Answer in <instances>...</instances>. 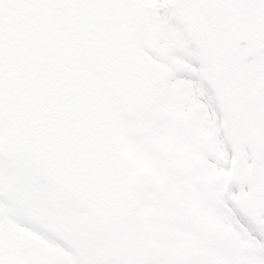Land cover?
I'll return each mask as SVG.
<instances>
[{
	"label": "flooded vegetation",
	"instance_id": "af4514ba",
	"mask_svg": "<svg viewBox=\"0 0 264 264\" xmlns=\"http://www.w3.org/2000/svg\"><path fill=\"white\" fill-rule=\"evenodd\" d=\"M146 1L44 0L69 71L88 99L100 94L104 105L112 108L110 97L116 82L102 77L95 59L121 51L165 53L166 48L160 47L157 19L144 11ZM181 12L186 10L177 9L173 18ZM231 27L250 68L236 98L237 125L226 121L217 109L223 135L235 138L230 162L223 159L213 169L198 154L182 165L175 161L177 153L169 162L167 151L160 152L167 162L164 172L173 175V180L170 186L155 188L156 200L162 205L146 208L133 207L137 183L133 193L120 201L90 202L72 194L41 169L36 159L38 140L33 134L37 121L32 115V91L18 75L21 61L0 46V264H227L226 258L238 256L237 264H255L252 257L257 244L241 239L232 225L211 218V206L203 207L206 213L200 210L202 198L193 191L194 184L216 187L203 192L209 204L222 201L220 210L227 211V217L237 215L264 240V219L259 215L264 197L250 193L255 184L264 183V132L253 123L246 125L257 120L259 113L264 123V0H239L232 9ZM87 65L93 66L99 79L97 92L84 81L83 71L93 73ZM253 131L255 139H251ZM111 147L117 149L114 142ZM211 155L216 159L213 152ZM189 174L197 180L182 182ZM55 188L62 189L61 203L38 206V195L50 192L49 198L55 199ZM176 193L188 208L170 206ZM68 201L72 205L63 207ZM41 207L46 208L38 213ZM183 214L199 217L200 222L185 220ZM181 228H191L199 237L187 236ZM27 231L41 243L30 245ZM218 249L226 251V258Z\"/></svg>",
	"mask_w": 264,
	"mask_h": 264
},
{
	"label": "water",
	"instance_id": "95a60500",
	"mask_svg": "<svg viewBox=\"0 0 264 264\" xmlns=\"http://www.w3.org/2000/svg\"><path fill=\"white\" fill-rule=\"evenodd\" d=\"M230 1L192 0L190 20L192 37L202 54L214 62L218 98L229 115L235 110L234 98L248 67L229 28ZM0 45L22 60L21 79L32 87V114L39 122L35 132L43 141L38 144L39 163L61 181L68 182L70 177L69 186L76 193H128L131 167H123L125 158L120 157L121 161L106 147L105 136L113 137L111 115L99 102L91 107L83 103L41 0H0ZM101 69L108 74L119 69L132 80L146 74L159 76L147 58L129 54L114 57ZM227 100L231 108L225 104ZM135 105L140 108V101ZM112 164L117 174L111 178L107 173Z\"/></svg>",
	"mask_w": 264,
	"mask_h": 264
},
{
	"label": "bare ground",
	"instance_id": "6f19581e",
	"mask_svg": "<svg viewBox=\"0 0 264 264\" xmlns=\"http://www.w3.org/2000/svg\"><path fill=\"white\" fill-rule=\"evenodd\" d=\"M154 9L157 12L164 13V9L156 6H154ZM176 60L183 64V60L176 54L169 57V61L172 63V67L169 66L172 69L171 78L166 87L159 86L154 90L153 103L136 113H131L128 111L129 109H125L123 107L125 103H122L123 105H118V112H116L118 121L125 122L126 132H129L130 129L136 130V133L132 135H128V133L121 134V144L126 148L128 146L131 147L128 151L131 152L133 161L138 167L144 171L149 167L153 170L147 177L148 181L138 191L140 195V203L138 205L142 208L150 207L153 203L154 195L151 190L153 185H157L160 182L171 185L173 180V175L164 172L167 162L159 153L158 144L166 147L168 143H173V147L176 148L178 154L176 160H180L183 165L188 161L192 162L193 159L197 158L198 154H203L207 166L213 169L221 164V160H225V158L228 160V148L218 122L217 104L213 100V95L207 87L201 84L196 66L190 69L191 64H188V66L184 65L183 69L180 65L177 66ZM148 126H151V129H148ZM143 137L153 140L157 148L151 152L141 148L139 145ZM170 137H173L174 140L168 142L167 139ZM212 152L215 154L216 159L212 158ZM182 176H184L183 173ZM196 180V176L189 175L185 177L184 181L194 182ZM176 188H178L177 185L173 186V190ZM193 189L194 192H199L202 198L198 205L200 210L206 213L203 207L211 206V218L223 221L225 225H232L238 230L241 239L246 238L249 242L257 245L259 242L261 243V239L244 225L237 215L232 216L230 214L229 217L225 215L224 217L216 216V213H220V209L224 207V203L220 200H215L210 205L208 198L203 193L208 191L205 185L197 186L194 184ZM182 192L188 194L184 191ZM181 229L182 233L187 236L199 237L191 228ZM218 250L219 252L222 251L221 249ZM220 254H224L226 258V251H222ZM21 258L24 259L26 256L21 255ZM237 260H239V256L237 259L226 258V263L237 264ZM252 260L255 264H264L263 244L258 246Z\"/></svg>",
	"mask_w": 264,
	"mask_h": 264
},
{
	"label": "rangeland",
	"instance_id": "374dc122",
	"mask_svg": "<svg viewBox=\"0 0 264 264\" xmlns=\"http://www.w3.org/2000/svg\"><path fill=\"white\" fill-rule=\"evenodd\" d=\"M151 1H154V0H151ZM158 1H163V0H156L154 2H158ZM164 1H170V0H164ZM171 13H172V11H170V14ZM189 18H190V13L187 14L185 17H183V19H182V16H181L180 19H177V20L173 21L171 23V27H173V29L164 30L163 34H162V37H163L165 46H167V50H168L167 51V56L168 57L171 56L172 54L176 53V55H178V57H180L183 60L184 63H187V64L188 63H194L195 65L197 64L199 66L200 65V61L202 60V56L199 53V51L197 49V46L195 45L194 41L190 37V25L188 23ZM182 21H185V22L182 23ZM185 45L189 46L188 50H186V51L183 50ZM166 61H167V65L171 66V63L168 60V58L165 59V62ZM89 67H92V66H89ZM91 71H93L91 76H93L96 79L97 78V74H96V71H95V69L93 67L91 68ZM201 71H202V74L204 72L206 77H208L210 79V81H211V77H210L211 71H210V69H204V71H203V69L201 68ZM114 101H116V100H114ZM116 105H122V104L119 101H117L114 104V106L112 105L111 110L114 109V110L117 111L118 107ZM262 118H263L262 114L259 113L258 116H257V120H255L254 122L249 120V121H247L246 125L248 126L250 123H253L260 133L264 132V123L262 122L263 121ZM115 126H114V128H116L115 131L117 133L116 144L120 148V150H122V151L124 150L125 152H127L125 148L122 149V147H121V143H120V140L122 139V135L121 134L128 133V135H132L131 129L129 130V132H126V127H125L126 124H125L124 121L122 122V121H118L117 120L116 123H115ZM135 133H136V130H135ZM246 134L247 133H245V135ZM142 142H143V140H140V145L139 144L138 145L141 148H145L146 151H148V149L145 146L142 145ZM148 147L152 148L153 146L148 145ZM129 148H131V147L128 146V149ZM127 154L133 160L131 152L128 151ZM216 157H217V154H216ZM138 172L141 173V170L139 168H138ZM189 175L192 176V174H189ZM144 177H145V174L143 173L142 176L140 177V181H141L140 182V187H142L144 182H145V180L142 181ZM160 186H162V185H159L158 188ZM206 187L208 188V191H212V190L216 189V187L214 189H211L212 187H210L209 185L206 186ZM166 191H167V189L164 191V195H166ZM61 192H62V189L55 188V199H50L49 198L50 192L49 193H40L38 195L37 205L38 206L39 205H44L45 206V205H52V204L53 205H58L59 203H61V199H62ZM71 205H72V202L68 201L63 207L67 208L68 206H71ZM133 207H134V205H133ZM151 207H153V205H151ZM224 215L225 216L228 215L227 212H225L224 210H220V213H216V216L224 217Z\"/></svg>",
	"mask_w": 264,
	"mask_h": 264
}]
</instances>
